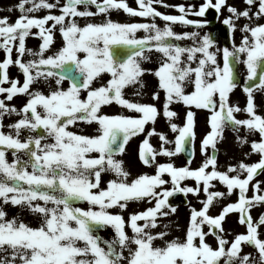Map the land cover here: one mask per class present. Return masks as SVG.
Masks as SVG:
<instances>
[{
  "label": "snow or ice",
  "instance_id": "1",
  "mask_svg": "<svg viewBox=\"0 0 264 264\" xmlns=\"http://www.w3.org/2000/svg\"><path fill=\"white\" fill-rule=\"evenodd\" d=\"M243 2L246 7L241 10L228 0H202L199 5L135 0L136 8L127 0H19L15 10L20 15L14 22L0 18V264H264L260 231L264 214L255 221L251 215L252 208L264 206V181L255 179L264 175V114H258L254 102V92L264 93V23H259L264 20V0ZM154 5L180 14H166ZM225 8L229 15L223 23L233 35L231 48H221L209 33H201L207 20L189 18L205 17L209 9L219 14ZM120 11L150 22L113 21L111 14ZM40 12L44 15H36ZM96 17L103 19L96 22ZM78 18H85L83 26ZM175 25L195 30L177 33ZM237 30L242 34L239 45ZM141 31L144 35L138 36ZM28 38L40 41L37 48L27 46ZM185 40L191 44L183 46L180 42ZM115 47L127 50L123 60L115 58ZM153 52L159 54L158 67L145 69L143 64L153 61ZM241 63L247 73L243 82L236 69ZM12 67L17 69L15 77L10 76ZM146 74L158 81L152 100L160 101L161 91L164 94L160 107L126 98L129 87L134 96L143 97ZM65 80L70 81L67 88ZM237 87L246 95L244 107L231 101ZM18 96L27 97L20 108L10 103ZM173 104L186 109L182 126L174 122L179 114L171 109ZM112 106L124 111H104ZM193 109L210 113V131L200 144L205 159L197 168L191 167L196 138ZM13 116L18 119L5 126V118ZM161 116L176 133L174 141L155 127ZM80 124L94 125L96 134L69 130ZM226 129L236 134L240 146L250 144L246 157L256 154L259 160L219 170L217 145ZM141 134L138 158L155 173L129 180L130 172L116 156ZM257 135L259 140L250 139ZM152 137L160 141L159 149ZM169 144L174 148L166 147ZM187 145L192 147L186 164L175 166L171 158L185 152ZM158 156L169 162H159ZM104 174L112 178L102 188ZM254 179V194L249 197ZM189 180L194 184L185 183ZM237 190L235 202L211 214ZM176 194H191L201 207L190 204L182 238L166 239L172 222L162 223L160 218L177 212L169 201ZM80 202L88 207L76 206ZM133 203L151 206L130 212L126 219L123 213ZM7 206L19 212L9 217ZM23 212L37 218L39 225L25 222ZM232 213L239 214L238 223L246 226V233L229 240L223 224ZM107 228L113 230L110 240L100 235ZM157 228L162 230L154 231ZM245 245L254 252L244 253Z\"/></svg>",
  "mask_w": 264,
  "mask_h": 264
},
{
  "label": "flooded vegetation",
  "instance_id": "2",
  "mask_svg": "<svg viewBox=\"0 0 264 264\" xmlns=\"http://www.w3.org/2000/svg\"><path fill=\"white\" fill-rule=\"evenodd\" d=\"M127 2L129 3V5L133 8L137 7V4L135 3V0H127ZM202 2V0H165V3L167 4H171V5H177V4H189V3H194L196 5H199ZM215 2V0H214ZM19 0H0V18L2 17H9V22H14L16 18H18V16L20 15L18 10L16 9V6L18 5ZM229 4L235 5L237 6L239 9L243 10L246 5L243 2V0H228ZM157 7V9L161 12H164L166 14H173V15H179L180 13L177 12L174 8H164L160 5H154ZM12 8L14 10L9 11V9ZM8 11H5V10ZM54 12H56L58 14L57 10H54ZM36 15L42 16L44 15V12H40V13H36ZM229 15L227 9H223L219 14L216 13V11L214 9H209L208 12L206 13L205 17H195V16H190L189 18L191 19H195V20H207L208 23L207 25L201 29V33H209L213 38L216 39V41L218 42V46L223 48L225 46L231 48L232 47V43H233V35L232 33L229 32V30L227 29V27L224 25L223 20ZM96 21H101L103 19V17H96L95 18ZM111 19L113 21H117V22H130L132 20H135L136 22H150V20H145L144 18H130L127 14L123 13L122 11H120L119 13L113 12L111 14ZM79 23L81 24V26L84 25L85 23V18H78ZM245 21L241 20L238 23L239 24H243ZM157 23L163 27V21L160 20L159 18L157 19ZM259 23H264V20L259 21ZM195 29L193 28H185L182 27L180 25H175L174 26V31H176L177 33H183L185 31H193ZM138 36H143L144 33L138 32L137 34ZM241 32L239 30H237L235 32V43L237 45L240 44L241 42ZM40 43V41L37 38H28L27 40V46L31 47L33 49L37 48L38 44ZM61 43V38H60V34L57 32L56 34V47H59ZM183 44V46H189L191 44L190 41H182L180 42ZM116 48V49H115ZM114 48V56L117 60H123L126 57L127 54V50L121 48V47H115ZM15 56V53H14ZM153 56V61L152 62H145L143 64V67L145 69H156L158 67V63H157V56H159L158 53L153 52L152 53ZM3 58V54L0 53V59ZM222 64V61H221ZM195 66V65H193ZM236 69L238 71V80H240L241 82H243L246 78V67L245 65L238 64L236 65ZM75 71V69H74ZM17 69L15 67L10 68V76L15 77L17 76ZM20 79L22 80V76L20 77ZM104 81H107V79H109V76L107 74L104 75L103 77ZM143 80L146 83V87L144 88V95L143 97H137L134 96L132 93L134 91V89L132 87H129L126 89L127 93H130L129 98L131 100H141L144 103H155L157 105V107H160L163 101V97L164 94L161 91L160 96L161 99L160 101H154L152 100V92L157 90V78L154 75L151 74H146L143 77ZM70 81L69 80H65L63 83V87L67 88L69 86ZM94 86H97L94 84ZM34 88H41L40 85H34ZM45 94L48 93V89L47 88H43L42 89ZM189 92L192 90L191 87H189L187 89ZM86 97V93H82V98ZM254 97H255V104L258 105V114H264V93L256 91L254 92ZM27 97L25 96H18L17 98H15L13 101H11V104H14L17 108H20L24 105V103L26 102ZM231 101L232 102H239L241 107H244L245 103H246V95L243 93L241 87H237L236 90H234V92L231 94ZM172 110L176 111L179 115L177 118H175V122L178 125H183L185 122V107L180 105V104H173L171 106ZM196 112V127H195V131H196V138H195V151H194V158H193V162L191 167L192 168H197L199 167L202 162L205 159V156L201 154L200 151V144H201V140L202 138L206 135L207 132L210 131V127L207 123V118L210 115V113L207 110H197V109H193ZM104 111L109 113V114H120L122 113L124 110H122L121 108L117 107V106H112V107H105ZM132 115L133 113H127ZM238 118H244L243 114L238 113L237 114ZM18 117L13 116L11 118H5L4 120V124L5 126L11 122H14L15 120H17ZM151 125L146 126V128H150ZM155 127L157 128L158 131L164 132L169 139H174L176 133H173L170 131V129L167 128L166 125V120L163 118V116L159 117L157 120V123L155 125ZM5 131H7V127H5L4 129ZM69 130H72L74 132H77L78 134H86V135H95L96 134V130H95V126H88L86 124H80V127H76V126H70ZM243 134V133H242ZM24 136H21V139H23ZM144 138V135L141 134L140 136L137 137H133L128 145H126V151L124 154L122 155H117L116 159H120L124 161V167L127 171L130 172V176H129V180L137 177L140 174L143 173H148V174H154L155 173V169L151 168V167H146L142 164V162L139 160L138 158V148H139V144L142 141V139ZM157 137H152L151 140H154ZM250 139H256L259 140L258 135L256 137L250 138ZM160 145V142H159ZM174 145V144H173ZM191 145H187L186 149H187V154L184 155L183 153L178 154L175 157L171 158V161L174 162L175 166L180 167V166H184L186 164L187 159L190 156V152H191ZM159 148V147H158ZM251 149H250V144H244L243 146H240L237 142H236V134L231 130V129H226L224 132V139L220 142H218L217 145V157H218V166H219V170H226L227 166L229 164H237L240 161H244L245 163H253V162H257L259 160V156L256 154H252L248 157L245 156V153H250ZM209 154H211L212 150L211 148H209L208 150ZM96 155V154H93ZM159 162H169V158L165 157V156H158L157 157ZM112 178L110 176V174H104L102 177V184L101 187H106V182ZM167 178V177H166ZM185 183L187 184H194L193 181L189 180L186 181ZM217 187L219 188V190L221 191H225V188L223 186H220L219 184H217ZM201 195H203V193H201ZM238 198V195H232L231 197L222 200L220 204L216 205V207L212 208L211 214L212 215H217L219 213V211L221 210L222 205H226L227 203L230 202H235ZM170 204L174 205L177 207V212L174 215H171L169 217H165L162 218V223H168L169 221L172 222V227H173V236L174 237H183L184 235V229L188 224L189 221V215H190V204L191 206L196 207L197 209H200L201 204L196 200V198L194 196H192L191 194H189V196L185 197L182 194L179 195H174L173 197L169 198ZM190 202V203H189ZM142 205L143 207H145L147 205V203H133L130 204L129 208L124 211V216L125 218H127L128 214L134 210L135 207H138L139 205ZM83 208H87L88 205L86 202H83V204L80 206ZM111 211L115 212L117 211V209H112ZM264 214V206H256L254 208L251 209V215L253 216L254 221L258 219V217ZM238 213H232L229 214V216L226 218V221L224 222L223 226L226 229V231L229 233L227 238L229 240L233 239L235 234H239V233H246V226H242L239 225L238 223ZM142 223V222H141ZM108 229V228H107ZM107 229H104L101 234H103L104 232L107 231ZM162 230V229H161ZM130 231V229H129ZM261 234H264V226L261 227ZM100 234V235H101ZM169 238H171V236H168ZM167 238V237H166ZM208 241L209 243H211L214 247L216 245V242L214 240L213 237H208ZM157 245L162 244V241L157 240L155 242ZM246 248L249 250V253H253L254 249L250 246L245 245Z\"/></svg>",
  "mask_w": 264,
  "mask_h": 264
},
{
  "label": "rangeland",
  "instance_id": "3",
  "mask_svg": "<svg viewBox=\"0 0 264 264\" xmlns=\"http://www.w3.org/2000/svg\"><path fill=\"white\" fill-rule=\"evenodd\" d=\"M1 10V9H0ZM5 11H8L7 9ZM96 22H100V21H96ZM126 94L127 96L126 97H129L130 96V93L128 94L127 91H126ZM86 98V97H85ZM172 109V108H171ZM174 122H175V118H174ZM166 125H167V128H169L168 126V123L166 122ZM151 127V126H150ZM169 139V138H168ZM169 140H173L174 139H169ZM159 140L158 138H155L154 140H151V143L154 145V147H156L157 149H159L158 147H160L159 145ZM166 147L168 148H174V145L173 144H169V145H166ZM9 160L12 159V157L9 155ZM255 179H259L261 181H264V175H260L258 177H256ZM255 179L253 182L250 183V186H249V191L247 193V195L249 197L253 196L254 192H253V189H252V183H255ZM262 188H264V185H262ZM261 194H264V191L261 192ZM233 195H238V190H237V193H234ZM151 205H146L145 207H143L141 204L138 206V207H135L134 210H132L131 212H138V211H142V210H145L147 207H149ZM80 207V206H79ZM83 208V207H82ZM7 211H8V215L9 217L13 216V215H16L18 212H19V209L17 208H13L11 206H7ZM20 215L22 216V219L29 223L31 226H38L39 225V220L37 218H35L34 216L28 214L27 212H23V213H20ZM129 215V214H128ZM128 217V216H127ZM127 219V218H126ZM161 219V222H162V218ZM173 227L171 226V238L167 237L166 239H172V236H173ZM161 228H157L155 229L154 231H160ZM129 235H131V231H129ZM102 236V239H106V240H110L113 238V230L111 228H108L106 232H104L103 234H101ZM262 237H264V234L262 235ZM161 245V244H160ZM243 252L244 253H249V250L246 248V246H243Z\"/></svg>",
  "mask_w": 264,
  "mask_h": 264
},
{
  "label": "water",
  "instance_id": "4",
  "mask_svg": "<svg viewBox=\"0 0 264 264\" xmlns=\"http://www.w3.org/2000/svg\"><path fill=\"white\" fill-rule=\"evenodd\" d=\"M185 154H186V151H185ZM79 204V203H78Z\"/></svg>",
  "mask_w": 264,
  "mask_h": 264
}]
</instances>
